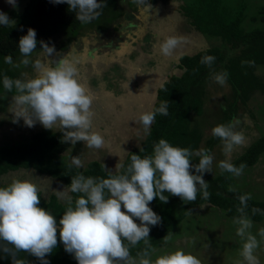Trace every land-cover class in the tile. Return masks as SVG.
Masks as SVG:
<instances>
[{
	"label": "clouds",
	"instance_id": "clouds-1",
	"mask_svg": "<svg viewBox=\"0 0 264 264\" xmlns=\"http://www.w3.org/2000/svg\"><path fill=\"white\" fill-rule=\"evenodd\" d=\"M13 7L16 0H7ZM55 4L66 3L68 10L75 13V19L82 25L97 20L107 6L105 0H52ZM138 7L148 8L146 0H131ZM13 22L9 16L0 12V25L8 26ZM36 31L32 28L20 37L18 50L19 63H13L11 56H5L4 62L14 68L31 66L36 75L27 80L13 79L5 75L3 88L11 93L12 107L16 119L22 118L28 127L39 122L45 129H59L65 143L76 145L83 142L89 149L99 150L108 146L105 136L94 130V97L80 82V58L69 59V54L55 59L54 63L45 62L39 56L33 60L37 50ZM181 39L166 38L159 46L161 55L171 57ZM42 55L53 56L55 46L39 41ZM58 55V54H57ZM201 64L212 67L215 57H202ZM226 71L213 73L212 80L220 86H226ZM166 81V80H165ZM157 114L167 116V102H161L158 108L141 112L138 123L146 134L150 133ZM236 123H239L238 121ZM213 137L223 143L225 155L236 146L245 142L244 133L235 130L234 123L219 124L211 130ZM141 151H143L141 149ZM199 157L194 164L192 157ZM214 157L205 149L193 151L189 148L173 146L161 138L154 143L149 155L133 153L130 163L125 167L123 161L115 165V172L108 171L107 178L84 176L82 173L71 177V183L62 191H55L58 198L67 201V207L57 219L41 202L39 187L27 179H13L6 186H0V252L12 259V264H30L27 259L17 258L24 252L36 257L41 264H49L46 259L57 246V231L64 250L71 254L77 264H202L196 256L181 249L165 252L152 257L159 249L150 242V226L161 223V217L149 206L159 199L169 202V196L178 197L182 203H194L198 193L207 201L210 197L208 182L203 179L206 172L212 171ZM75 166H81L79 159H74ZM218 167L221 174L227 172L233 177H240L246 167H238L230 160H222ZM195 170L193 174L192 170ZM229 191L236 189L229 186ZM68 193L77 194L75 199ZM167 193V195L165 194ZM240 214L233 219L238 225L236 235L243 241L240 255L242 264H260L255 254L264 241V228L259 230L261 240L251 233L253 221L247 216L248 201L251 193L238 197ZM123 208V210H122ZM260 209L253 208L256 214ZM139 221L137 223L136 221ZM164 244L171 239L164 236ZM143 243L142 250L131 255V248Z\"/></svg>",
	"mask_w": 264,
	"mask_h": 264
},
{
	"label": "rangeland",
	"instance_id": "rangeland-1",
	"mask_svg": "<svg viewBox=\"0 0 264 264\" xmlns=\"http://www.w3.org/2000/svg\"><path fill=\"white\" fill-rule=\"evenodd\" d=\"M22 1V0H21ZM20 0L16 9L21 10ZM126 1V0H124ZM247 5V14L252 15L264 0H233ZM182 0H155L148 8L138 7L131 12V21L118 20L110 25L109 30H103L101 23H94L90 32L80 34L74 41L69 35L59 39H52L49 46L54 45L56 52L49 59L36 53L45 62L54 63L64 55L69 59L80 58V82L94 97L93 120L94 130L103 134L108 146L95 150L87 148L81 142V152L78 159L83 168L90 161H99L106 169L115 171L119 159L124 161L128 152L138 148L146 133L137 122L141 112L150 111L156 100V89L169 77L179 76L178 59L184 55H193L201 50L221 46L219 38L205 37L189 25V21L181 15ZM100 21L109 20L106 15ZM247 20V19H246ZM245 20V21H246ZM243 27L252 28L251 24L243 22ZM175 37L182 43L171 57L161 55L159 46L166 39ZM59 43V45H58ZM58 54V55H57ZM19 63V61L15 62ZM7 71H13L16 76L23 72V80L33 78L35 70L29 66L14 68L5 63ZM12 69V70H11ZM255 74L264 81V67H256ZM12 96L0 93V145L21 143L28 140L33 133L40 131L56 132L59 129H45L39 122L28 127L22 118L16 119L15 109L12 107ZM232 96L231 86H220L212 79L206 83V93L201 116L191 114V126L196 127L201 134V145L210 136L214 126L222 121L223 110ZM239 123H236V122ZM235 130L244 133L245 142L236 146L233 151L225 155L222 141L210 153L214 159L210 174L215 177L220 171L218 164L222 160L231 162L242 155L246 149L264 135V93L254 91L246 107L240 106L238 117L234 120ZM24 137H27L25 140ZM69 151L65 153L68 154ZM74 163V162H73ZM104 168V167H103ZM105 170V169H104ZM108 172V171H106ZM233 184L237 191L251 193L252 199L264 201V152L259 155L257 162L245 167L240 177H233ZM13 179H27L35 183L43 198L55 195L59 202L66 203L57 197L55 191H62L63 184L48 176L39 175L32 170H18L0 176L1 183H10ZM69 196L70 193H68ZM123 210V208H122ZM139 223V221H136ZM233 221L227 219L224 213L207 204H201L190 213L176 229L169 235L167 244L156 246L158 251L153 255L181 249L201 260L202 264H242L240 255L243 241L236 235ZM264 228V219L253 222L250 230L257 240L259 230ZM264 264V241L255 253Z\"/></svg>",
	"mask_w": 264,
	"mask_h": 264
},
{
	"label": "trees",
	"instance_id": "trees-1",
	"mask_svg": "<svg viewBox=\"0 0 264 264\" xmlns=\"http://www.w3.org/2000/svg\"><path fill=\"white\" fill-rule=\"evenodd\" d=\"M23 1L21 10L13 7L4 11L13 22L8 26L0 25V93L6 95H16V92L15 89L11 93L6 92L3 88V77L7 75L13 79H23V72L16 76L13 71H7L4 68V57L11 56L14 64L21 60L18 42L21 36L27 34L29 28L36 31L38 41L33 57L42 51L39 41L49 44L52 39H59L60 42L61 37L68 34L72 42L80 34L90 32L94 23L99 22L103 30L101 32H104L118 20H132V13L125 11L122 4L127 5L128 11H135L138 8L131 0H105L107 6L102 10L101 19L108 15L109 20L104 19L102 23L98 18L89 24L82 25L75 19V13L68 10L66 3L55 4L52 0H22L21 2ZM182 1L181 15L189 21V25L205 37L219 38L221 46L201 50L191 56L184 55L178 59L177 67L182 71L181 75L169 76L156 89V100L152 107L154 110L160 106L161 102H167L168 115L157 114L150 133L145 135L138 148H134L126 155L123 161L125 167L130 163V156L133 153L142 157L151 154L154 143L161 138L173 146L189 148L193 151L205 149L209 153L212 152L221 140L213 137L211 132L201 145V134L196 127L191 126L190 117L191 114L201 116L206 83L212 79L214 72L226 71L227 83L232 90V96L223 110L220 124L234 123L240 106L246 107L254 91L264 93V81L255 74L256 67H264V2L252 15H248L247 5L233 0ZM154 2L155 0H146V4L151 5ZM243 22L251 24L252 28L247 30L243 27ZM206 55L215 57L211 68L200 62ZM24 138L27 139V137ZM67 151L69 152L65 155ZM80 152L81 143L74 146L65 143L60 130L33 133L24 142L0 145V176L18 170H32L39 175L58 180L63 186H68L71 183V177L78 173L86 177L107 178L108 172L99 161H90L83 168L75 166L74 159H78ZM263 152L264 135L232 163L237 167L242 163L250 167L257 162L259 155ZM192 162L198 163L199 157L193 156ZM192 171L195 174V170ZM203 179L209 185L210 197L207 201L202 198V193H198L194 203L184 204L174 196H169V202L166 204L160 202L158 198L150 203L152 210L162 218L159 225L150 226V242L154 247L162 243L163 237L169 236L181 221L201 204L207 203L221 210L231 221L240 215L237 212V208L240 207L238 197L245 193L228 190L233 184L230 173L219 172L213 177L210 172H206ZM7 184L9 183L0 182V186ZM70 195L74 200L77 194L70 193ZM247 203V216L253 222H261L264 219V201L250 199ZM39 207L49 211L58 222L67 207V202H59L55 195H50L48 199L41 196ZM253 208L260 209V212L253 214ZM143 247L141 242L137 247L131 248V255L135 257ZM17 258L27 259L30 264H41L36 257L24 252L18 253ZM46 259L49 264H77L74 257L64 250L59 240V226L57 246ZM0 264H12L11 257L0 252Z\"/></svg>",
	"mask_w": 264,
	"mask_h": 264
},
{
	"label": "water",
	"instance_id": "water-1",
	"mask_svg": "<svg viewBox=\"0 0 264 264\" xmlns=\"http://www.w3.org/2000/svg\"><path fill=\"white\" fill-rule=\"evenodd\" d=\"M18 0H16L17 3ZM13 8V5L9 4L7 0H0V12L10 10Z\"/></svg>",
	"mask_w": 264,
	"mask_h": 264
},
{
	"label": "crops",
	"instance_id": "crops-1",
	"mask_svg": "<svg viewBox=\"0 0 264 264\" xmlns=\"http://www.w3.org/2000/svg\"><path fill=\"white\" fill-rule=\"evenodd\" d=\"M115 172V171H114Z\"/></svg>",
	"mask_w": 264,
	"mask_h": 264
}]
</instances>
